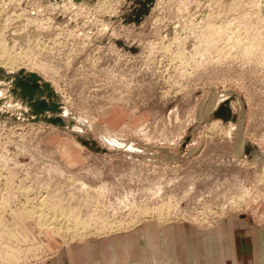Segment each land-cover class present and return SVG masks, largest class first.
I'll return each instance as SVG.
<instances>
[{"label":"rangeland","instance_id":"rangeland-1","mask_svg":"<svg viewBox=\"0 0 264 264\" xmlns=\"http://www.w3.org/2000/svg\"><path fill=\"white\" fill-rule=\"evenodd\" d=\"M131 5L0 0V67L50 81L66 122L31 121L0 79V264L134 222L264 230V0H155L139 23Z\"/></svg>","mask_w":264,"mask_h":264},{"label":"crops","instance_id":"crops-1","mask_svg":"<svg viewBox=\"0 0 264 264\" xmlns=\"http://www.w3.org/2000/svg\"><path fill=\"white\" fill-rule=\"evenodd\" d=\"M39 264H264V230L236 215L210 229L141 222L68 245Z\"/></svg>","mask_w":264,"mask_h":264},{"label":"water","instance_id":"water-1","mask_svg":"<svg viewBox=\"0 0 264 264\" xmlns=\"http://www.w3.org/2000/svg\"><path fill=\"white\" fill-rule=\"evenodd\" d=\"M133 1L138 2L139 5L137 7L131 5L130 11L133 12L134 15L131 17L125 15L126 18L124 21H134L139 23L143 18V15L149 12L150 7L154 4L155 0ZM0 79L11 81L10 90L16 98L21 99L23 104L27 105L28 111H24L23 113L25 116H28L31 121H44L46 123L65 126V119L61 115L63 108L60 96L52 86L51 82L44 79L39 73L28 71L24 68H21L14 73H7L2 67H0ZM225 110L227 111L226 105H221L217 109L216 115H222ZM48 112H50L51 115H49ZM33 115L35 117H33ZM82 142L88 146H95L94 141L82 139ZM95 149L102 151L105 150L101 147Z\"/></svg>","mask_w":264,"mask_h":264},{"label":"bare ground","instance_id":"bare-ground-1","mask_svg":"<svg viewBox=\"0 0 264 264\" xmlns=\"http://www.w3.org/2000/svg\"><path fill=\"white\" fill-rule=\"evenodd\" d=\"M2 57H3V55L1 54V52H0V63L4 66V67H6V68H9V69H12L14 66H15V64H14V61L12 60V59H10V58H5V59H2ZM220 100V99H219ZM219 103V102H218ZM114 133V132H113ZM102 136L104 137V138H106V139H110V141H111V143H113V144H118L119 145V143H120V141H119V139L117 140V138L115 137V136H113L112 135V133L110 132V130H107V129H105L103 132H102ZM120 145H124V144H120ZM119 145V146H120ZM129 150L130 151H136V150H138V149H135L134 148V146H129ZM140 150V149H139ZM147 160V159H146ZM86 185V184H85ZM44 194V193H43ZM36 196V195H35ZM37 197V196H36ZM47 198V197H46ZM34 200V199H33ZM42 200H44V199H42ZM47 200V199H46ZM36 201V200H35ZM40 201V200H39ZM41 202V201H40ZM45 202V201H44ZM43 202V205H45V203ZM239 203V202H238ZM41 204V203H40ZM39 204V205H40ZM102 204V203H101ZM38 205V206H39ZM43 205H42V207H43ZM52 205V204H51ZM34 206V205H33ZM38 206H36V207H38ZM54 206V205H53ZM227 206V205H226ZM41 207V206H40ZM41 207V208H42ZM49 207V206H48ZM230 207V206H229ZM34 208V207H33ZM44 208V207H43ZM54 208H55V206H54ZM54 208H52V210H51V212L53 211V209ZM56 208H57V205H56ZM60 208V207H59ZM234 208V207H233ZM34 209H36V208H34ZM38 209V208H37ZM47 209V208H46ZM63 209V208H62ZM61 209V210H62ZM41 210V209H40ZM40 210H38V211H40ZM43 210V209H42ZM48 210H50V209H48ZM33 211V210H32ZM35 211H37V210H35ZM59 211H60V209H59ZM65 211V210H64ZM69 211V210H68ZM41 212V211H40ZM47 212V211H46ZM49 212V211H48ZM42 213H45V212H42ZM66 213V212H65ZM241 213V212H240ZM31 214V213H30ZM35 213H33V217L35 216L34 215ZM37 214H40V213H37ZM46 214V213H45ZM48 214H50V213H48ZM63 215H64V213H62ZM68 214V213H67ZM75 214V213H74ZM40 215H42V214H40ZM47 215V214H46ZM51 215V214H50ZM57 215V214H56ZM71 215V214H70ZM77 215V214H76ZM147 215V214H146ZM38 216V218H39V221H38V223L40 222V218L42 219V216L41 217H39V215H37ZM55 216V215H54ZM54 216H52V217H54ZM65 216H67V217H69L68 215H65ZM92 216V215H91ZM48 216H44L43 217V219L45 218V222L47 221L48 222V219H49V217H48V219H46ZM76 217V216H75ZM102 217V216H101ZM37 218V217H36ZM51 218V217H50ZM60 218V217H59ZM59 218H57L58 219V221H59ZM54 219V218H53ZM53 219H51V220H53ZM57 219H54V221L56 222V220ZM62 219V218H61ZM75 220H76V218H74ZM89 219V218H88ZM38 220V219H37ZM51 220H49V221H51ZM65 220V219H64ZM67 221V220H66ZM79 221V220H78ZM81 221V220H80ZM133 221V220H132ZM136 221V220H135ZM45 222H43V225L45 224ZM46 222V223H47ZM52 222V221H51ZM60 222V221H59ZM69 222V221H68ZM41 223V222H40ZM54 223V222H53ZM66 223V222H65ZM85 223V222H84ZM48 224V223H47ZM76 224V223H75ZM81 224V223H80ZM79 224V225H80ZM102 224H103V222H102ZM105 224V223H104ZM122 224V223H121ZM121 224H119V225H121ZM133 224H135V225H137V223L136 222H134ZM132 224V225H133ZM5 225V224H4ZM41 225V224H40ZM53 225V224H52ZM99 225V224H98ZM123 225V224H122ZM134 225V226H135ZM46 226V225H45ZM62 226V225H61ZM64 226H66V225H64ZM83 225L81 224V227H82ZM110 226H112V225H110ZM114 226H115V224H114ZM47 227V226H46ZM49 227H50V225H49ZM80 227V226H79ZM116 227H117V225H116ZM120 227V226H119ZM42 228V227H41ZM70 228V230L69 231H71V227H69ZM83 228H85V227H83ZM118 228V227H117ZM121 228V227H120ZM120 228H119V230H120ZM125 228V227H124ZM50 229V228H49ZM55 228H53V230H54ZM61 229H62V227H61ZM73 229V228H72ZM86 229H88V228H86ZM90 229V228H89ZM66 230H67V227H66ZM100 230V229H99ZM68 231V232H69ZM84 231V229H82V232ZM101 231V230H100ZM114 231V230H113ZM81 232V229L80 228H74V230H72V233L73 234H79ZM85 232H86V230H85ZM110 232V231H109ZM14 233V232H13ZM84 233V232H83ZM11 234V233H10ZM59 234V233H58ZM61 234V233H60ZM87 234V233H86ZM89 234V233H88ZM87 234V235H88ZM106 234V233H105ZM84 235H85V233H84ZM86 235V236H87ZM74 236V235H73ZM76 237V236H75ZM79 237V236H78ZM14 238V237H13Z\"/></svg>","mask_w":264,"mask_h":264}]
</instances>
